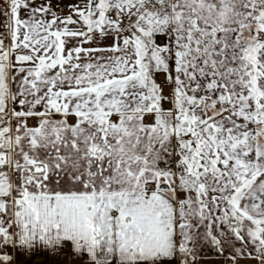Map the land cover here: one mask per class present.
Wrapping results in <instances>:
<instances>
[{"label":"snow or ice","instance_id":"6c2138e0","mask_svg":"<svg viewBox=\"0 0 264 264\" xmlns=\"http://www.w3.org/2000/svg\"><path fill=\"white\" fill-rule=\"evenodd\" d=\"M0 264H264V0H0Z\"/></svg>","mask_w":264,"mask_h":264}]
</instances>
